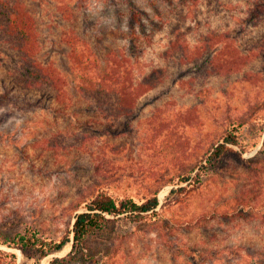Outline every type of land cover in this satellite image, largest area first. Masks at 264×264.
<instances>
[{
  "label": "rangeland",
  "instance_id": "1",
  "mask_svg": "<svg viewBox=\"0 0 264 264\" xmlns=\"http://www.w3.org/2000/svg\"><path fill=\"white\" fill-rule=\"evenodd\" d=\"M22 1L39 58L67 82L72 32L101 66L114 53L133 81L159 79L106 119L72 82L64 104L15 84L14 54L0 43V99H17L0 106V239L26 229L58 239L99 190L136 202L157 193L156 213L108 216L39 264L69 254L59 264H264V0ZM238 118V143L210 158ZM31 254L0 243V264H34Z\"/></svg>",
  "mask_w": 264,
  "mask_h": 264
},
{
  "label": "trees",
  "instance_id": "2",
  "mask_svg": "<svg viewBox=\"0 0 264 264\" xmlns=\"http://www.w3.org/2000/svg\"><path fill=\"white\" fill-rule=\"evenodd\" d=\"M71 35L74 42L68 56L69 61L74 65L76 78L69 81L72 82L70 87L79 98L87 100L103 118L112 119L128 114L137 98L153 87L159 79L156 75L154 77L156 81L151 77L144 78L140 82L133 81L130 62L127 63L123 56L114 53L106 59V65L103 67L94 52L86 46L78 48L75 43L78 37L74 32ZM0 43L6 45L14 54L15 65L11 69L13 71L11 74L15 84L25 90H53L55 100L63 104L71 99L66 88L69 82L52 63L43 62L39 58L40 45L36 22L22 0H0ZM217 51L212 54V58ZM225 57L224 59L227 60L228 56ZM224 59L222 61L225 62ZM16 102V98L2 96L0 106ZM32 105L31 100H26L24 103V107ZM243 121L244 118H238L231 123L230 129L212 148L210 158L218 159L238 143L236 130L244 123ZM202 173L200 170L195 173V181H200ZM188 179L189 175L180 176L178 181L182 183L187 182ZM158 203L157 193H153L142 202H136L127 195L117 200L105 190H99L85 204V211L76 214L71 229L60 238H47L35 230L26 229L22 234L18 233L12 238L0 239V243L8 247L20 248L23 252L35 250L36 254L28 257L34 260V264H39L42 257L60 250L68 243L70 235L74 250L89 236L102 229L110 221L108 216L125 214L135 221L144 219L156 213ZM11 256L14 259V255ZM69 256L70 254L64 258H57L53 263L59 264Z\"/></svg>",
  "mask_w": 264,
  "mask_h": 264
}]
</instances>
